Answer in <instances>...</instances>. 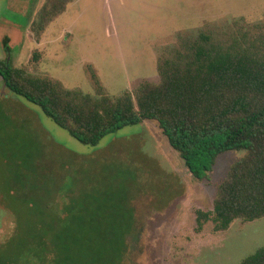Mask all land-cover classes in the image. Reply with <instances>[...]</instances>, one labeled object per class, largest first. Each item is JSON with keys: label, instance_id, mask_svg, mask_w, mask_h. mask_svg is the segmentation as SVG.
Masks as SVG:
<instances>
[{"label": "rangeland", "instance_id": "374dc122", "mask_svg": "<svg viewBox=\"0 0 264 264\" xmlns=\"http://www.w3.org/2000/svg\"><path fill=\"white\" fill-rule=\"evenodd\" d=\"M68 1L66 10L37 37L32 23L41 18L44 7L54 11L63 0H0V58L7 56L4 39L9 36L16 66L91 94L96 93L93 74L111 95L133 91L145 80L160 81L158 61L182 35L200 30L224 35L236 29L237 22L264 23V0ZM245 153L220 154L210 177L198 180L157 121L126 126L96 146L87 145L41 107L5 87L0 76V195L6 193L24 211L28 226L30 206L10 193L11 185H19L16 176L23 174L27 185L54 183V191L63 184L76 194L89 187L92 173H100L102 189L119 183L111 170H127L132 195L128 205L142 220L138 234L129 239L134 254L129 264H240L264 246V217L236 220L222 232L214 231L212 222L197 230L196 211L213 208L218 186ZM104 169L110 171L103 174ZM75 174L78 183L73 186ZM13 228L12 219L0 213V243L13 236L5 246L7 253L29 235L25 227Z\"/></svg>", "mask_w": 264, "mask_h": 264}, {"label": "trees", "instance_id": "16d2710c", "mask_svg": "<svg viewBox=\"0 0 264 264\" xmlns=\"http://www.w3.org/2000/svg\"><path fill=\"white\" fill-rule=\"evenodd\" d=\"M68 2L63 0L60 8L55 4L54 11L44 7L41 18L32 23L37 37L66 10ZM235 25L224 35L200 30L180 36L179 43L158 61L160 81L145 80L120 95L109 94L96 74L92 75L96 93L91 94L16 66L9 36L4 39L7 56L0 58V76L5 87L41 107L57 125L87 145L96 146L126 126L157 121L198 180L210 177L220 154L245 150L218 186L213 208L196 211L197 230L212 222L214 231H227L236 220L264 217V23ZM34 58L39 61V56ZM99 174L92 173L89 187L76 194V189L63 184L54 191V183L27 185L23 174L16 176L19 185H11L10 193L21 205L28 203L32 218L27 226L24 211L6 193L0 195V213L12 219L14 230L25 227L29 235L19 238L12 253L4 249L13 236L3 240L0 264L134 261L129 239L138 234L142 220L136 208L128 205L132 195L127 170H111L110 176L116 175L119 183L102 189ZM98 181L100 187L93 188ZM77 183L75 174L73 186ZM240 264H264V246Z\"/></svg>", "mask_w": 264, "mask_h": 264}]
</instances>
